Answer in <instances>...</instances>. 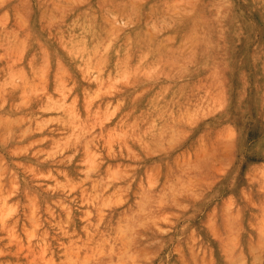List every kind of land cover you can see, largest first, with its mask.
I'll list each match as a JSON object with an SVG mask.
<instances>
[{"label": "rangeland", "instance_id": "374dc122", "mask_svg": "<svg viewBox=\"0 0 264 264\" xmlns=\"http://www.w3.org/2000/svg\"><path fill=\"white\" fill-rule=\"evenodd\" d=\"M0 264H264V0H0Z\"/></svg>", "mask_w": 264, "mask_h": 264}, {"label": "bare ground", "instance_id": "6f19581e", "mask_svg": "<svg viewBox=\"0 0 264 264\" xmlns=\"http://www.w3.org/2000/svg\"><path fill=\"white\" fill-rule=\"evenodd\" d=\"M119 228H121V227H119ZM134 230V229H133ZM134 232V231H133ZM126 233V232H125ZM128 233V232H127ZM129 233H132V231L131 232H129Z\"/></svg>", "mask_w": 264, "mask_h": 264}]
</instances>
